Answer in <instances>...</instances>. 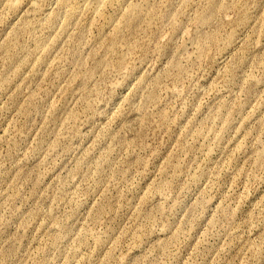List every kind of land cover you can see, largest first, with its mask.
Segmentation results:
<instances>
[{"label": "rangeland", "instance_id": "1", "mask_svg": "<svg viewBox=\"0 0 264 264\" xmlns=\"http://www.w3.org/2000/svg\"><path fill=\"white\" fill-rule=\"evenodd\" d=\"M143 1L0 0V264H264V0Z\"/></svg>", "mask_w": 264, "mask_h": 264}, {"label": "bare ground", "instance_id": "2", "mask_svg": "<svg viewBox=\"0 0 264 264\" xmlns=\"http://www.w3.org/2000/svg\"><path fill=\"white\" fill-rule=\"evenodd\" d=\"M21 1L22 0H9V4L10 6L16 8L19 7ZM113 3L128 5V15L125 16L127 27L134 25V19L139 17L140 15H143V11L147 14L146 5L144 4L143 0L141 2L134 3L130 2L129 0H73L72 2H67V0H60V4L65 8V20H69L74 15L76 10L81 8V6L84 8H94L95 10H100L102 8H105V6H107L108 4L110 6V4L112 5ZM237 5L238 3L236 2V7ZM243 17L246 18L247 14L244 13Z\"/></svg>", "mask_w": 264, "mask_h": 264}]
</instances>
